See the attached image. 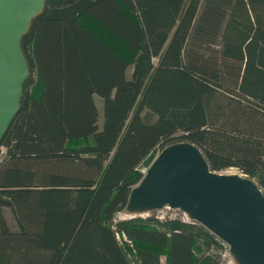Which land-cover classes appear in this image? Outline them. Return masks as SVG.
I'll use <instances>...</instances> for the list:
<instances>
[{
	"label": "trees",
	"instance_id": "trees-1",
	"mask_svg": "<svg viewBox=\"0 0 264 264\" xmlns=\"http://www.w3.org/2000/svg\"><path fill=\"white\" fill-rule=\"evenodd\" d=\"M22 49L0 264H222L228 246L195 221L118 216L179 143L264 193V0H50Z\"/></svg>",
	"mask_w": 264,
	"mask_h": 264
},
{
	"label": "water",
	"instance_id": "water-1",
	"mask_svg": "<svg viewBox=\"0 0 264 264\" xmlns=\"http://www.w3.org/2000/svg\"><path fill=\"white\" fill-rule=\"evenodd\" d=\"M47 1L0 0V156L30 77L22 40ZM145 210L183 212L222 240L239 264H264V193L247 176L213 172L190 143L157 155L133 189L127 211Z\"/></svg>",
	"mask_w": 264,
	"mask_h": 264
},
{
	"label": "rangeland",
	"instance_id": "rangeland-1",
	"mask_svg": "<svg viewBox=\"0 0 264 264\" xmlns=\"http://www.w3.org/2000/svg\"><path fill=\"white\" fill-rule=\"evenodd\" d=\"M101 113L103 115L102 111H101ZM102 119H103V117H102ZM3 151H4V149H3ZM157 155H159V154H157ZM222 174L239 175L242 177L245 176L239 170H237L235 168L226 170V171L222 172ZM144 177L145 176H143V178ZM151 215H154L156 217H160L162 219L180 218L182 220L188 221V219H187L188 217L185 213L180 212V211H170V210H145L142 212H135V213L126 211V212L120 214L118 217H119V219H128V218H132V217L146 218V217H149ZM223 257L224 258L222 260L223 261L222 264H239L238 261L236 260V258L234 257V255L231 253L230 248L228 250H226V252L223 254Z\"/></svg>",
	"mask_w": 264,
	"mask_h": 264
},
{
	"label": "built area",
	"instance_id": "built-area-1",
	"mask_svg": "<svg viewBox=\"0 0 264 264\" xmlns=\"http://www.w3.org/2000/svg\"><path fill=\"white\" fill-rule=\"evenodd\" d=\"M148 170H149L148 167H143V168L140 169V171H141V173L143 174V176H146V175H147ZM186 215H187V214H186ZM187 217H188V215H187ZM159 219L164 220V219H162V218H160V217H159ZM187 219H188V220H191L189 217H188ZM191 221H192V220H191ZM117 238H118V240H120L121 242H122V240H124V241L128 242L129 244H131V242L128 241L127 238H126L125 236H122V237L117 236ZM228 248H229V247H228Z\"/></svg>",
	"mask_w": 264,
	"mask_h": 264
},
{
	"label": "crops",
	"instance_id": "crops-1",
	"mask_svg": "<svg viewBox=\"0 0 264 264\" xmlns=\"http://www.w3.org/2000/svg\"><path fill=\"white\" fill-rule=\"evenodd\" d=\"M96 102H97V106H98V110L101 111V101L99 98L96 99Z\"/></svg>",
	"mask_w": 264,
	"mask_h": 264
}]
</instances>
